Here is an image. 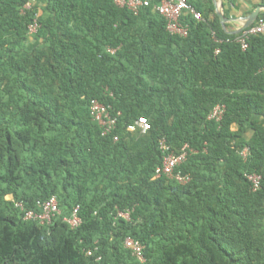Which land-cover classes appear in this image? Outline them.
I'll use <instances>...</instances> for the list:
<instances>
[{"label": "trees", "instance_id": "1", "mask_svg": "<svg viewBox=\"0 0 264 264\" xmlns=\"http://www.w3.org/2000/svg\"><path fill=\"white\" fill-rule=\"evenodd\" d=\"M149 1L134 16L115 0H0V264H264V36L242 50L203 0L171 35ZM91 100L120 113L116 142ZM139 118L149 130L128 132ZM161 139L193 150L189 184L155 177ZM51 197L50 224L23 219Z\"/></svg>", "mask_w": 264, "mask_h": 264}, {"label": "built area", "instance_id": "2", "mask_svg": "<svg viewBox=\"0 0 264 264\" xmlns=\"http://www.w3.org/2000/svg\"><path fill=\"white\" fill-rule=\"evenodd\" d=\"M115 3L120 8H126L134 16H137L142 8L149 7V0H115ZM25 10L30 9V4L24 7ZM155 12L161 16L166 22V30L169 34L178 37L187 36V26L181 23V18L183 16H190L195 21H201L202 15L200 12L195 10V8L189 4L186 0H161L160 3L154 7ZM40 25L38 24L37 17L33 19L32 23L27 27L28 34L30 36L37 33ZM264 36V18H259L255 21L253 25L241 32L235 39L234 42L239 44L242 50L247 48V41L251 37ZM107 52L113 54L115 51L112 49H107ZM219 50L216 51V54ZM264 73V68H263ZM89 114L91 119L99 126L101 129V136H113V141L118 140V136L113 133L116 130L117 118L120 113L113 114L111 106H106L99 103L97 100H91L89 103ZM225 112L224 105H217L214 107L209 114L208 119L214 120L215 122H220L223 118ZM150 128L149 123L144 118H139L134 124L127 127V131L131 133L140 132V134H145ZM158 149L162 155V162L160 167L156 169V178L161 176L167 179L173 180L179 185H187L191 182V176L187 173H183L180 168L186 162L188 154L192 153L193 150L189 148L188 145L182 147L180 152H175L165 141L161 139L158 143ZM248 153V148H244L241 156L246 157ZM253 191H256L260 187L261 177L257 174H250L245 176ZM17 207L23 211L22 204H18ZM39 209L38 213L34 211H25L23 219L25 221H34L39 225H48L52 220L60 214L58 208V203L55 197H51L46 201L39 202L37 204ZM118 218H122L126 221L130 220V211H117ZM71 229H75L81 225V220L78 216V208L74 209L71 217L65 218L63 220ZM124 248L128 250L131 255L136 258L140 263L145 262V257L143 254L144 247L141 243L133 238L127 237L123 242ZM92 251L88 250L86 252L87 256H91Z\"/></svg>", "mask_w": 264, "mask_h": 264}, {"label": "crops", "instance_id": "3", "mask_svg": "<svg viewBox=\"0 0 264 264\" xmlns=\"http://www.w3.org/2000/svg\"><path fill=\"white\" fill-rule=\"evenodd\" d=\"M203 4L213 7V13L227 35H239L238 32L247 22V18L256 10L259 11L257 19L264 18V0H203ZM215 6L221 11L223 21L217 16Z\"/></svg>", "mask_w": 264, "mask_h": 264}, {"label": "water", "instance_id": "4", "mask_svg": "<svg viewBox=\"0 0 264 264\" xmlns=\"http://www.w3.org/2000/svg\"><path fill=\"white\" fill-rule=\"evenodd\" d=\"M214 1V0H212ZM216 7V13H217V16L223 21L224 18H223V15L221 14V11L219 10V8L217 6ZM259 16V11L256 10L254 11L253 13H251V15L247 18V22L245 23V25L240 29V31L238 33H241L243 32L245 29L249 28L251 25L254 24V22L257 20Z\"/></svg>", "mask_w": 264, "mask_h": 264}]
</instances>
